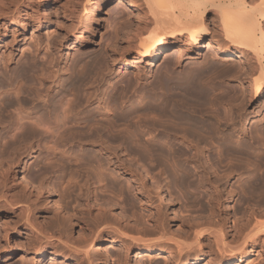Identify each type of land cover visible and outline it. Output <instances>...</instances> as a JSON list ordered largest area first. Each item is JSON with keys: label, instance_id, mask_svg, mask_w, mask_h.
Returning <instances> with one entry per match:
<instances>
[{"label": "bare ground", "instance_id": "1", "mask_svg": "<svg viewBox=\"0 0 264 264\" xmlns=\"http://www.w3.org/2000/svg\"><path fill=\"white\" fill-rule=\"evenodd\" d=\"M110 1L113 0H77L69 13H64L65 21L59 18L55 23L60 21L61 24L55 25V29L49 26L43 40L35 41V52L38 54L45 49L50 61H42L45 66L48 64V70L42 68L47 72L39 78L40 88L43 84V89L45 87L44 97L43 90L39 93L36 80L39 92L32 96L29 109L31 113H39L37 117L32 114L36 117L34 120L25 109L23 116L21 109L30 106L27 99L30 96L24 95L27 84L20 81L26 74L29 77V70H34L31 61L26 59L29 62L24 65L21 62L16 72L19 76L15 74L20 81L16 80V86L8 90L19 102L15 96L17 101L12 100L25 105L21 103L23 106H18L22 107L12 108L14 116L20 109L23 114V118H17L16 124L20 126L12 125L16 132L21 129L17 134L11 131L15 133L11 141L14 142L7 141L12 138V134L5 135L9 134L7 130L0 134V138L7 139L2 143V152L0 149V220L1 215H5L4 223H0V256L4 254L0 264H10L14 250L9 249V242L21 229H26L29 237L19 243L25 248V256L16 264H44L47 255L51 264H99L91 250L96 242L101 245L97 247L102 256L101 264H109L115 252L117 264L140 262L132 261V254L137 253L151 259L157 256L158 264H239L248 255L247 250L253 252L259 245L264 249V119L260 125L252 126L251 134L246 126L249 116H254L247 111V104L264 94V0H116L113 8L124 20L117 21L115 34L107 33L105 52L104 47L99 51L103 52L101 54L87 55L84 51L86 56L75 57L68 67L67 57H59V48L65 46L66 52L73 47L86 50L93 40L95 27L101 25L98 24L100 15ZM120 4H126L127 9L120 10ZM36 12L34 22L38 26H43V22L51 23L44 18L48 10L41 16L39 10ZM211 13L217 16L216 28L210 26ZM27 24L25 19L20 22L22 28ZM204 42L208 50L215 51L213 59L199 66L191 64L182 68L184 60ZM171 48L175 49L176 58L167 55L165 71L156 72L153 77L144 62L151 56L158 59L160 51L169 53ZM5 59L3 63L6 61L8 68L10 60ZM222 61L227 62L225 67ZM122 68L134 69V77L124 73L120 76ZM9 72L7 76L3 71L0 73V126L11 121L6 115L12 103L9 104L6 95L11 92L5 89L8 85L4 86L8 80L10 84L12 78L13 81L16 78L8 77ZM31 78L30 82H35ZM113 79H117L115 83ZM26 115L30 120L25 121ZM37 137L41 144L42 140L51 143L50 147L45 146L49 143L43 144L48 148L44 161L53 159L58 164L51 160L40 166L42 161L38 163L36 157L38 165L35 164L42 171L32 176L28 163L40 152L35 145ZM212 148L213 159L208 157V150ZM55 164L61 167L63 184L66 182L67 195H61V200L52 194L53 182H45ZM152 166L157 167V173L152 171ZM16 170L22 175L19 180L15 179ZM237 174H241L237 177L239 190L245 195L244 205L239 208L236 205L238 211L233 200L237 189L229 187L231 182L228 186ZM195 185L206 189L207 207L194 196ZM74 186L79 188L76 196L84 211L70 213L71 210L65 211V206L69 207L65 198L70 195L75 199V193L71 195ZM101 186L104 188L100 190ZM171 187L188 197L193 193L195 199L187 203L200 210L206 208L207 215L169 213L171 209L176 210L166 197ZM105 188L118 195L126 190L134 192L150 209L148 223L152 226L146 223L143 214L133 209L134 204L131 214L125 210L118 212L116 200H112L113 203L109 196L110 201L99 196L101 205L94 201L90 204L97 190H104V194ZM156 195L161 197V203L156 202ZM50 201L56 204L55 215L47 219ZM77 206L75 210L80 207ZM36 211L43 216L44 223L34 217ZM169 222L177 230H173ZM76 224H81L83 230L77 237L71 233ZM109 243L119 245V249L113 252L107 246Z\"/></svg>", "mask_w": 264, "mask_h": 264}, {"label": "rangeland", "instance_id": "2", "mask_svg": "<svg viewBox=\"0 0 264 264\" xmlns=\"http://www.w3.org/2000/svg\"><path fill=\"white\" fill-rule=\"evenodd\" d=\"M17 1H19V2H17ZM27 1V2H26ZM115 1L116 0H113V1H110V2H108L107 3V6H106V8H104V12H103V14H101L100 15V20L98 21V24L100 25V27L98 28L97 26H96V24L94 25V27L96 28V31H95V34L93 35V40H92V42H91V44L88 46V47H86V50H83V51H81L79 48H76L75 47V49H74V47L73 48H71L70 50H68V52H66L65 50H66V47L65 46H62V47H60L59 48V57L61 58V59H63V58H66L67 60H66V65L69 67L71 64H72V62L76 59V58H78V57H82L81 55H84L85 54V52H86V54L88 55V54H98V52L99 51H102L101 49H103V47L105 48V49H103V52H105V50H106V48H107V43H108V41H106V40H108V35H111V33L113 32L114 34H115V31H116V29L118 28V26L117 25H119L118 23L119 22H121V20H124V18H119L118 17V11L116 10H114V3H115ZM251 1H253V0H251ZM77 2V0H0V66H2L3 64V67L1 68L0 67V73H1V71H3V73H4V75H6L7 76V74H6V72L8 73L9 71V74H8V77H14L15 76V81L17 80L18 82L20 81V78L19 77H17V76H19V74L17 75L16 74V72H17V69H19L20 67H21V65L23 64H28V62L29 61H31V62H29L30 63V66L31 67H33V66H35V68H34V70L32 69V68H30V69H32L30 72H32L33 73V77H34V75H36L34 78H31V74L32 73H30L29 71L27 72V73H29V77L27 78V76L26 75H28V74H26L24 77H23V80H21L20 82H22L23 83V81H24V83L23 84H27V85H29V86H27V85H25L26 87H24L26 90L25 91H27V92H25V96L27 95V97H28V95L31 97H28L27 99H29V102L28 103H30L28 106H29V108L27 107V105H25V103H23V102H21L23 105H25V106H23L21 103H17V102H19V100L17 99L18 97L17 96H15V94L12 92V91H8L9 89H11L10 87H15L16 86V84L18 83L17 81L15 82V81H13L14 80V78H12V81L10 82V84L8 83L9 82V80L7 81V83L5 84V86L4 87H6V85H8V87H6L5 89H7V92L8 93H10L11 92V94L10 95H6V97L8 96V98H7V101L9 100V104L11 105V106H9V108H8V110L9 111H7L8 113H6V115H7V117H8V119L9 120H11L10 121V123H6L5 125H3V126H0V134H2V133H6V131L5 130H7V133H9V134H5V135H7V137L10 135V134H12V136L10 135V137H12V138H8V140L6 139V138H3L2 139V137L0 138V149H1V152H2V150H3V147H2V143H4V142H6L5 140H7V141H9V142H11L12 141V139L14 138V135H13V133L11 132V131H15L16 129V127H14V126H17V128H18V126H20V125H18V123L16 124V122L18 121L17 120V118H23V116H25V113L24 112H29V113H27L28 114V116H29V118H33L32 120H34L38 115H39V113H31V111L29 110L30 109V107H31V99L33 98L32 96H34L36 93H38L39 91V93L41 94L42 92V94L41 95H43L46 91H45V87H44V89H43V86H44V84L42 85V89L40 88V79L39 78H42V76L44 75V72L46 71V70H48L47 68H48V64L47 63H49L48 61H50V58H48V52L45 50V49H41V51L38 53L39 54V56H38V54H37V52H35L36 51V47H35V45H36V43H35V41L37 40V41H39V40H43L42 38L44 37V35L45 34H43V33H45L46 31H48V27L49 26H53L54 28L53 29H55V25H59V24H61V22L60 21H65L64 20V18H65V16H66V14L67 13H69L68 12V10L74 5V3H76ZM114 2V3H113ZM16 3L18 4L17 6H16ZM30 4V5H29ZM33 4V5H32ZM36 4H38V5H36ZM47 4V5H46ZM14 5L16 6V7H14ZM34 6L36 9H32V7ZM38 6V7H37ZM49 6H50V8H49ZM19 7V9H17ZM21 7V8H20ZM33 7V8H34ZM17 10H16V9ZM11 9V10H10ZM12 9H14V10H12ZM49 11V12H47L48 14L46 15V16H44V18H46L47 20L48 19H50L51 20V23L50 24H47L46 22H43L44 23V25L43 26H38L37 24H36V22H34V20H35V18H37V10H39V14L38 15H42L43 13H44V11H47V10ZM81 9V8H80ZM127 9V6H126V4H120V10H126ZM10 10V11H9ZM71 10V9H70ZM5 13H4V12ZM9 12V14H8V12ZM13 11V12H12ZM19 11V12H18ZM32 13H31V12ZM52 13H51V12ZM91 12L93 11L92 9L90 10ZM10 12H11V14H10ZM16 12H18L17 14H15ZM23 12V13H22ZM67 12V13H66ZM13 13V14H12ZM21 13V14H20ZM27 13V14H26ZM35 13V14H34ZM64 13H66V14H64ZM92 13H94V12H92ZM91 13V14H92ZM114 13H116L115 15H114ZM128 14H132V12L131 11H128L127 12ZM18 14H19V16H18ZM82 14H83V12H82ZM16 15V16H15ZM30 15H31V17H32V19H30L31 17H30ZM34 15H36V16H33ZM93 15V14H92ZM211 15V16H210ZM209 16H208V20H211L210 21V26L212 27V28H216V24L218 23V21L216 20L217 19V16L215 17V15L213 14V13H211ZM213 15V16H212ZM13 16V17H12ZM26 16V17H25ZM58 16V17H57ZM11 17V18H10ZM20 17V18H19ZM133 17V16H132ZM212 19H211V18ZM17 18H19V19H17ZM59 18H60V21L59 22H57V23H55L56 21H58L59 20ZM215 18V19H214ZM14 19V20H13ZM22 19H25L26 20V22L28 23L27 25H26V27L25 28H22L21 26H20V22H21V20ZM121 19V20H120ZM3 20V21H2ZM85 20V19H84ZM114 20H116V24H115V21ZM7 21V22H6ZM117 21H119V22H117ZM10 22H11V24H10ZM16 22V23H15ZM214 23V24H213ZM5 24V25H4ZM68 24V23H67ZM66 24V25H67ZM37 27H36V26ZM47 27H46V26ZM63 25V24H62ZM116 25V26H115ZM2 26H3V28H4V26H5V28L6 29H3L2 28ZM8 26V27H7ZM12 26V27H11ZM68 26H66V28H67ZM15 29V30H14ZM47 29V30H46ZM52 29V28H51ZM100 29H103V30H100ZM113 29L115 30V31H113ZM37 30V31H36ZM7 31V32H6ZM15 31V32H14ZM17 31V32H16ZM49 31H50V29H49ZM101 31H104V32H101ZM32 32H34V34H33V36H35V37H30L31 35H32ZM38 33V34H35V33ZM40 33H41V38H39V35H40ZM49 33V32H48ZM107 33H109L108 35H107ZM113 34V35H114ZM24 35V36H23ZM38 37H37V36ZM26 36V37H25ZM112 36V35H111ZM22 37H24V38H26V39H24V38H22ZM105 37L107 38V39H105ZM37 38V39H36ZM22 39V40H21ZM39 39V40H38ZM36 41V42H37ZM106 41V42H105ZM7 42V43H6ZM9 42V43H8ZM6 43V45H4ZM106 43V44H105ZM9 44V45H8ZM106 47H105V46ZM64 48V49H63ZM208 48H209V46H207V42H204L203 43V46L202 47H200V49L198 50V51H196V52H193L192 53V56H190L189 58H186L184 61H186V62H188V65L186 64V62H183V64H182V68L183 67H185V66H191V64H192V66H199V65H202V64H204V62L207 60V59H213V56H212V53H213V55L215 54L214 52L215 51H213V49H209V50H211V52L208 50ZM8 49H9V51H8ZM77 49V50H76ZM81 52H80V51ZM175 49L174 48H171V52L169 51V53L168 52H166V50H162V51H160V53H159V55H158V59H156V60H154V58H153V56H151V57H149L145 62H144V65H145V67H146V70H148V71H151L152 73H154V74H152L151 73V75H153V77L155 76V74H157L156 72H159V71H161V72H163V71H165V66H164V60H165V57L168 55V56H173L174 58H176V56H175V52H173ZM46 51V52H45ZM78 51L80 52V53H78ZM85 51V52H84ZM97 51V52H96ZM209 51V52H208ZM9 53V54H6V53ZM10 52H11V55H10ZM47 53V55L45 54V53ZM84 54H83V53ZM91 52V53H90ZM103 52H101V53H103ZM67 53V54H66ZM77 53H78V55L79 56H77ZM100 52H99V54H101ZM167 53V54H166ZM171 53V54H170ZM173 53V54H172ZM7 55H9V56H7ZM37 55V56H36ZM4 56H5V58H7V60H10V62H9V65H8V68L6 67V65H5V63H6V61H4V63H3V60L5 59L4 58ZM7 56V57H6ZM27 56V57H26ZM62 56V57H61ZM84 56H86V55H84ZM207 56H209V58L207 57ZM32 57V58H31ZM47 57V58H46ZM76 57V58H75ZM25 59V60H24ZM26 59H28L27 60V62H26ZM33 59V60H32ZM34 59H36V60H34ZM210 59V60H211ZM6 60V59H5ZM38 60V61H37ZM46 60V61H45ZM159 60V61H158ZM188 60V61H187ZM2 61V62H1ZM42 61H45V62H47L46 63V66H45V62H42ZM130 61H131V59H130ZM21 62H22V64H21ZM42 62V63H41ZM3 63V64H2ZM18 63H20V64H18ZM37 63V64H36ZM41 63V64H40ZM185 63V64H184ZM190 63V64H189ZM227 62L226 61H224V64H226ZM2 64V65H1ZM18 64V65H17ZM70 64V65H69ZM194 64V65H193ZM196 64V65H195ZM223 64V61H222V63H221V65ZM222 65V67H225V65ZM39 66V67H38ZM17 67V68H16ZM226 67H227V65H226ZM6 68V69H5ZM16 70H15V69ZM42 68L44 69H46V70H44V71H42ZM6 71H5V70ZM11 69V70H10ZM37 69H39V70H37ZM151 69V70H150ZM8 70V71H7ZM163 70V71H162ZM11 71L14 73V74H12L11 73ZM15 71V72H14ZM42 71V72H41ZM37 72V74H34V73H36ZM39 72V73H38ZM47 72V71H46ZM161 72H159V73H161ZM2 73V74H3ZM41 73H43V74H41ZM122 73H124V75H127L128 74V76L129 77H134V69H132V68H122L121 70H120V76H121V74ZM17 76H16V75ZM46 74V73H45ZM14 75V76H13ZM37 75H39V76H37ZM66 75V74H65ZM64 75V76H65ZM123 75V76H124ZM127 76V77H128ZM26 77V78H25ZM38 77V78H37ZM31 78V81H32V79L33 80H35V82L34 81H32V82H34V84L32 83V82H30V79ZM25 79V80H24ZM26 80H27V83H25L26 82ZM36 80H38V83L39 84H37V82H36ZM116 80L117 79H113L112 81V83H115L116 82ZM115 81V82H114ZM15 82V83H14ZM15 84V85H12V84ZM30 84H31V86H30ZM39 85L38 86V88H39V91L37 90V85ZM10 85V86H9ZM46 85V84H45ZM34 86V87H33ZM36 86V87H35ZM4 89V88H3ZM2 89V90H3ZM3 90L4 91V93L6 92V90ZM35 89H36V91H35ZM109 89H110V87H109ZM41 90H43L42 92H41ZM33 91V92H32ZM38 91V92H37ZM83 91H84V89H83ZM86 91V90H85ZM6 92V93H7ZM29 92H31V93H29ZM36 92V93H35ZM5 93V94H6ZM7 93V94H8ZM13 93V94H12ZM13 95V96H12ZM10 96L12 97V98H10ZM14 96H15V99H17V100H15L14 99ZM17 97V98H16ZM42 97H44V95L42 96ZM10 98V99H9ZM12 99H14L15 101H17V102H15L14 100H12ZM137 99V98H136ZM13 101H14V103H13ZM137 101V100H136ZM15 103L17 104V105H15ZM27 103V101H26V104H28ZM14 105V107H13V105ZM22 105V106H18V105ZM15 106H18L19 108L20 107H22L21 109H22V112H23V110H24V115L23 114H20L21 113V109L18 111L17 110V112H19L18 114H17V116L15 115H13L14 114V112H15V110L14 109H12V108H15ZM11 107V108H10ZM18 107H16V109L18 108ZM27 108V109H26ZM13 111H12V110ZM223 109V108H222ZM11 110V111H10ZM250 110V111H249ZM247 111H249V113H253V115L254 116H249L250 118H248V120H247V122H246V126H247V128H248V134L250 133V132H252L251 130H253L254 129V127L256 126V124H258V125H260L261 124V120L262 119H264V94L262 95V97L260 98V99H258L257 101H255V102H253V103H248L247 104ZM9 112H10V114H9ZM11 112H13V114H11ZM19 114H20V116H19ZM32 114H35V116L33 115L32 116ZM37 114V115H36ZM9 115H11L10 117H9ZM12 115L15 117V119L16 120H14V117H12ZM23 115V116H22ZM32 117H31V116ZM28 116L26 115V118H24L25 119V121L26 120H30L29 118H28ZM263 116V117H262ZM255 117V118H254ZM262 117V118H261ZM0 118H1V116H0ZM13 118V119H12ZM28 118V119H27ZM253 118V119H252ZM7 119V118H6ZM7 119V120H8ZM259 119V121L257 122V120ZM254 124H253V123ZM12 123V124H11ZM11 124V125H10ZM14 124V126H12ZM253 124V125H252ZM2 125V124H1ZM8 125V126H7ZM7 126V127H6ZM250 127V130H249V127ZM252 126H254L253 128H252ZM4 127H6V129L4 128ZM9 127H10V129H9ZM12 127V128H11ZM14 128V129H13ZM4 129V130H3ZM11 129H13V130H11ZM9 130V131H8ZM20 128H19V130L17 131L18 133H20ZM2 132V133H1ZM11 132V133H10ZM17 132L15 131V133L17 134ZM14 133V134H15ZM251 134V133H250ZM20 136V135H19ZM10 139V140H9ZM2 140H3V142H2ZM15 140V139H14ZM36 142H35V145H36V147H37V152H41L42 151V153L40 154V152L39 153H36V156L35 157H33L30 161H32V162H30L29 161V163H28V167L30 168V169H28V172L32 175V176H34V174H35V176H36V174L37 173H39V175H40V171H42V170H40V166L42 165V163L43 162H47V163H49L51 160H53V159H50V161H49V159H47L46 161H44L45 160V158H43L44 156H46L44 153H46L47 154V152H48V148L46 149V147H44V145L47 143H49L50 142V140H45L44 142H43V140H42V144H41V141H40V137H37L36 138V140H35ZM37 141H40V142H38V145L36 144L37 143ZM49 141V142H48ZM14 142V141H13ZM13 142H11V143H13ZM41 144V145H40ZM44 144V145H43ZM51 143H49L48 145H45V146H47V147H50L49 145H50ZM42 146V147H44V148H42L41 149V147L40 146ZM39 146V147H38ZM40 148V149H39ZM46 150H47V152H46ZM211 151H212V153H211ZM1 152H0V154H1ZM210 152V153H209ZM42 154H44L43 156H42ZM211 154V155H210ZM212 154H214V151H213V148L212 149H210V150H208V157L210 158H212ZM39 155L41 156V157H39ZM210 155V156H209ZM36 157H38V158H36ZM35 158V159H34ZM41 158H43V160L41 159ZM38 159V160H37ZM213 159V158H212ZM37 160V162L39 163L40 161L39 160H41L42 162L40 163V166H38L37 167V165H38V163H36L35 161ZM211 162H212V160H211ZM37 165H36V164ZM53 163H57L55 160H53ZM58 164V163H57ZM57 164H55L54 166L55 167H53L52 168V171H51V173H49L50 172V170L48 171V176H47V178L44 180V178H43V176L42 177H40L41 179L43 178V180L45 181V182H48L49 181V183L50 182H53L52 184H54V186L52 185L51 187H53L54 189V191H53V196L56 198V199H60L61 200V195H65V197H66V195H67V191H66V187L64 186V184H66V182L63 184V179H62V177H61V167H59V165H58V167H57ZM151 166V165H150ZM192 165H190V167H191ZM74 167H76V166H74ZM152 167H154V166H152ZM151 167V168H152ZM59 168V169H58ZM157 168V167H156ZM155 167L154 168H152V171L153 172H155V173H157L158 172V170L156 169ZM192 168V171L194 170V167L192 166L191 167ZM38 169V170H37ZM155 169V170H154ZM40 170V171H39ZM195 171V170H194ZM34 172H37V173H34ZM80 172V171H79ZM79 172L77 173V175H80L79 174ZM193 173H195V172H193ZM14 175L16 176V178H15V176H13V179L15 178V179H18L19 180V178H21V176L22 175H19V174H17V170L16 171H14ZM42 175V174H41ZM60 175V176H59ZM82 175V174H81ZM241 174H237V175H235V177H233L232 179H230V181L228 182V186H229V184H230V182H231V184H230V188H236L237 189V191H236V189H235V191H236V193H235V196H234V198H233V200L235 201V204H234V208H235V210H236V208H237V206H238V208L240 207V206H243L244 205V201H243V199L242 198H244L245 197V195H243V192L241 193V191L239 190V188H240V185H239V187H238V184H239V180L237 181V177L238 176H240ZM51 176V177H50ZM45 177V176H44ZM49 177V178H48ZM60 177V178H59ZM78 177V176H77ZM162 177H164V175H162ZM194 177H196V176H194ZM39 178V179H40ZM82 176H80V179H81V182H82ZM236 178V179H235ZM61 179V180H60ZM165 180V179H164ZM242 179H240V181H241ZM236 182V183H235ZM48 183V185H49V188H50V184ZM151 184V183H150ZM63 185V186H62ZM95 185H97V183L95 184ZM97 186H100L99 185V183H98V185ZM75 187V190H74V188L72 187L71 188V190H73L72 192H71V195H73L74 193V195L76 196L78 193H79V188H77V186H74ZM106 187V186H105ZM195 188V192L194 191H192L193 193H192V195L191 196H197V198L196 199H199L202 203L204 202V205L207 207L208 206V204H206L207 203V192H205L206 191V189L203 187V186H198V185H195L194 186ZM202 187V188H201ZM102 188H104V186L102 187L101 186V188L99 187V189L101 190ZM106 188H108V187H106ZM105 188V193L104 194H102L103 193V191L104 190H102V191H100L99 192V189L97 190L98 192V195H96L95 194V196H93V198H92V200L90 201L91 203L90 204H92L93 202L92 201H94V202H96L97 204L99 203H101L102 204V201H100L99 202V196L100 197H102V199L104 200V198H106L108 201H110V199L111 198H113V199H111V201L113 200L114 202H115V200H116V203H114L113 201V203L115 204V206H116V208L117 209H119V210H117L118 212H120V211H122V210H125L128 214H131V212L133 211V209L134 210H136L137 211V213L139 212V214L141 215V214H143L144 216H143V218H145V220L147 221L146 223L147 224H149V226H152V223L150 222V223H148L150 220H148V214L149 213H151L150 212V209L149 208H147L145 205H143L142 203H141V201L139 200V198H137L133 193L134 192H129V191H125V193L123 194H120V195H118V194H114V192H113V194H111L110 192V190L108 191L107 189ZM172 189H173V187H171ZM170 190V192H167L166 191V197H168L170 200H171V202H172V204H174V206H175V211L174 210H169V213H171V214H177L178 216H185V215H194V216H197V215H204V216H206L207 215V213H208V210L206 209V208H204V209H199L198 207H196V208H194L193 206H192V203H191V205L189 204L190 203V201H193L195 198H194V196L192 197L193 199L191 200V196L189 195V197H188V195H186V194H184V193H182V192H180V191H178V190H176V189H173V190ZM64 190V191H63ZM107 190V191H106ZM172 191V192H171ZM63 192H65V193H63ZM62 193V194H61ZM77 193V194H76ZM117 193H118V191H117ZM197 193V194H196ZM237 194V195H236ZM113 195V196H112ZM123 195V196H122ZM168 195V196H167ZM186 197H185V196ZM69 197H70V195H68ZM98 197V198H95V197ZM111 197L110 199H108L109 197ZM199 196H201L202 197V199H200V197ZM203 196H206V197H204L203 198ZM35 197V196H34ZM36 197H37V195H36ZM65 198V199H67V201H66V203L64 202V200L65 199H63L62 201H63V205L64 204H66V205H68L69 207H66L65 206V208L67 209V208H69V210L67 209H65V211H70L71 210V212L70 213H74V212H78V211H84L82 208L83 207H81L79 204H80V202H79V199L77 198V196L75 197V199L77 198L78 200L76 201L74 198H73V196H71L70 198ZM187 198H189L188 200H187ZM206 198V199H205ZM41 198H38V200H40ZM105 199V200H106ZM155 199H156V202L157 203H161V197H159V195H156L155 196ZM168 199V200H169ZM204 200V201H203ZM245 200V199H244ZM198 201V200H197ZM206 201V202H205ZM54 201H50V205H49V209H48V212H47V219H51L52 217H54L53 215H55V213L53 212L54 211V208H55V206H56V204L55 203H53ZM79 202V203H78ZM187 202H189V203H187ZM78 204V206L77 207H79V209L77 208V210H75V206ZM243 203V204H242ZM76 204V205H75ZM100 204V205H101ZM132 204H134V208L132 209L131 207H132ZM188 204V205H187ZM52 205V206H51ZM74 207H73V206ZM122 205V206H121ZM187 205V206H186ZM190 205V206H189ZM237 205V206H236ZM54 206V207H53ZM164 208H163V210H164V212L165 211H167V207H165V205L163 206ZM191 207V208H190ZM81 208V209H80ZM237 208V209H238ZM51 209H53V210H51ZM169 209V208H168ZM197 209V210H196ZM92 210H94V207H92ZM207 210V211H206ZM233 210L234 212L233 213H237L236 211H238V210ZM73 211V212H72ZM131 211V212H130ZM94 212L96 213V210H94ZM38 212L36 211L35 212V214H34V217L36 218H38L40 221H42L43 223H44V220H43V216H41L40 214H37ZM37 214V215H36ZM36 215V216H35ZM50 217V218H49ZM1 222L0 223H4L3 221H5V220H3V219H5V215H1ZM36 218V219H37ZM169 224H170V227L173 229V230H177V227L173 224V223H171V222H169ZM230 224H232V222L230 221ZM2 225V224H1ZM27 230L26 229H21V233H14V235L11 237V241L9 242V245H10V247L11 248H9L10 250L11 249H13L14 251H16V252H12L11 254H12V258H10V264H16V263H19V262H21V258L23 257L24 258V250H25V248L23 247V245H19V243L24 239V240H26V238L27 237H29V236H27L28 235V233L26 232ZM82 232H83V230H82V225L81 224H76L73 228H72V235L73 236H75V237H77V236H79L80 234H82ZM27 233V234H26ZM16 237V238H15ZM19 240V241H18ZM23 240V241H24ZM15 243V244H14ZM16 244H17V246H16ZM22 246V247H21ZM98 246H101L100 244H99V242H96L92 247H91V250H93V253H92V255H93V257H95L94 258V260L95 259H97L96 260V263H99V264H101V260H102V256H100L101 254L99 253L100 251L99 250H97L98 248ZM107 246H109L110 247V250H112L113 252H115V251H117L118 249H119V245H113V244H111V243H109V245H107ZM260 246V247H259ZM259 246H257V247H254L253 248V252L252 251H250V250H247V252H248V255L246 256V257H244L243 258V261H241V262H239V264H263V261H264V249L262 248V249H260L262 246L261 245H259ZM21 247V248H20ZM108 247V248H109ZM24 249V250H23ZM251 254V255H250ZM4 255V254H3ZM3 255H1L0 257H1V261H3L4 259H3ZM18 255V256H17ZM114 255V256H113ZM113 255L111 256V259H110V261H109V264H117V262H116V259H117V255H116V252H115V254L113 253ZM17 256V257H16ZM100 256V257H99ZM250 256V257H249ZM132 261L133 262H138V261H140V262H138V263H136V264H142V263H144V264H156L157 263V256L156 257H154V258H150V257H148L147 255H142V254H139V253H137V254H132ZM14 258V259H13ZM13 259V260H12ZM36 259H37V257H36ZM100 259V260H99ZM135 261H134V260ZM137 259V260H136ZM163 260V258H159V260ZM249 259V260H248ZM99 260V261H98ZM157 260V261H156ZM43 261H44V264H51L50 263V256L49 255H47L44 259H43ZM16 262V263H15ZM142 262V263H141ZM158 264V263H157Z\"/></svg>", "mask_w": 264, "mask_h": 264}]
</instances>
